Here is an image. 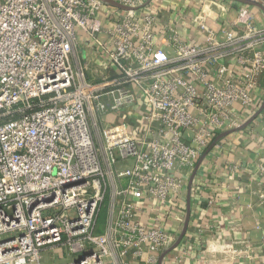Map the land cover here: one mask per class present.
<instances>
[{
  "label": "built area",
  "instance_id": "built-area-1",
  "mask_svg": "<svg viewBox=\"0 0 264 264\" xmlns=\"http://www.w3.org/2000/svg\"><path fill=\"white\" fill-rule=\"evenodd\" d=\"M109 1L0 0V264H184L190 173L243 114L264 122V0L196 18L194 42L136 13L152 0ZM256 229L194 264H258Z\"/></svg>",
  "mask_w": 264,
  "mask_h": 264
},
{
  "label": "crops",
  "instance_id": "crops-1",
  "mask_svg": "<svg viewBox=\"0 0 264 264\" xmlns=\"http://www.w3.org/2000/svg\"><path fill=\"white\" fill-rule=\"evenodd\" d=\"M240 4L236 0H152L136 13H158L161 25L181 16L178 28L188 42H194L201 37L194 22L196 18L222 21L225 13H230L229 17L233 19ZM110 8L116 13H124V9L115 5ZM256 104L259 109L264 107V80ZM243 115V125L220 133L188 177V194L182 207L184 217L175 222L177 227L181 226L178 228L181 235L186 231L181 246L187 254L184 264H194L214 234L228 236V239L250 235L256 243L261 240L262 233L256 226L264 227V199L258 192L261 189L264 193V181L260 184L264 122ZM112 117L120 119L121 115ZM213 195L218 197V211L209 205ZM236 227H240L238 232L233 229ZM176 255L177 250L171 251L163 264H176ZM58 263L62 264L60 260ZM258 264H264V258Z\"/></svg>",
  "mask_w": 264,
  "mask_h": 264
},
{
  "label": "rangeland",
  "instance_id": "rangeland-1",
  "mask_svg": "<svg viewBox=\"0 0 264 264\" xmlns=\"http://www.w3.org/2000/svg\"><path fill=\"white\" fill-rule=\"evenodd\" d=\"M58 262H59V260H55L53 258L52 259H46L45 256H43V259H42L43 264H59ZM64 264H66V263H64Z\"/></svg>",
  "mask_w": 264,
  "mask_h": 264
},
{
  "label": "water",
  "instance_id": "water-1",
  "mask_svg": "<svg viewBox=\"0 0 264 264\" xmlns=\"http://www.w3.org/2000/svg\"><path fill=\"white\" fill-rule=\"evenodd\" d=\"M107 1H109V0H107ZM236 1H239V2H241V3H246V2H247V1H245V0H236ZM109 2L112 3L113 5L119 7V8L125 9L124 7L120 6V5L117 4V3H114V2H112V1H109ZM185 232H186V231H185ZM185 232H184V233H185Z\"/></svg>",
  "mask_w": 264,
  "mask_h": 264
}]
</instances>
